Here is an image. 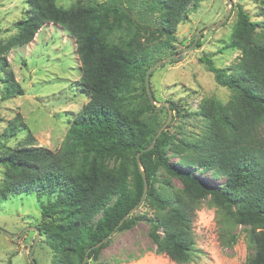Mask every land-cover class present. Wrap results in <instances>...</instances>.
<instances>
[{
	"label": "trees",
	"instance_id": "16d2710c",
	"mask_svg": "<svg viewBox=\"0 0 264 264\" xmlns=\"http://www.w3.org/2000/svg\"><path fill=\"white\" fill-rule=\"evenodd\" d=\"M25 1L28 8L24 19L15 24L17 33L0 44V100L24 94L10 70L7 53L31 42L49 22L63 26L75 40L80 87L88 97L66 133L62 151L22 147L0 154L4 167L0 204L10 196L45 199L36 228L52 253L51 264H82L86 251L110 234L140 201L144 184L136 156L154 140L153 148L140 154V161L148 185L142 205L152 211L149 238L155 253L178 264L191 261L195 252L193 219L200 201L210 197L213 207L226 210L234 225L249 227L246 260L256 263L254 232L264 227V137L260 132L264 124V21L258 28L239 9L226 48L238 50L240 55L226 68L216 67L209 55L199 58L215 83L231 91V97L227 103L203 99L198 111L200 132L175 140L166 130L156 137L158 127L153 119H142L121 106L120 95L134 67L145 81L149 53L135 40L110 42L115 32L138 28L121 0H117L121 5L77 2L68 10L57 8L54 0ZM199 3L152 0V9L159 14L158 27H146L148 36L156 41L153 47L170 49L188 7L195 12ZM145 98L149 107L146 94ZM18 130L14 127L8 135ZM167 152L178 162H169ZM111 160H124L125 164L110 167ZM160 170L179 179L182 190H166L164 183L156 190ZM202 172L209 175V182L195 174ZM220 179L224 180L221 185L212 183ZM137 221L131 215L116 232L130 229ZM221 236L226 246L236 243V234L223 232ZM108 241L89 252V264L96 262Z\"/></svg>",
	"mask_w": 264,
	"mask_h": 264
},
{
	"label": "rangeland",
	"instance_id": "374dc122",
	"mask_svg": "<svg viewBox=\"0 0 264 264\" xmlns=\"http://www.w3.org/2000/svg\"><path fill=\"white\" fill-rule=\"evenodd\" d=\"M87 1H114L120 4L117 0H54V3L57 8L68 10L77 2L85 4ZM121 3L128 7L138 28L115 32L109 40L113 44L119 43L121 39L135 40L146 48L149 53L144 65L148 70L159 60L173 54L180 55L202 30L222 20L229 8L226 0H200L195 12L189 6L185 19L177 26L175 43L170 49L160 51L153 47L156 41L148 36L150 31L146 29L158 27L159 14L152 9L155 7L152 6V0H121ZM27 8L25 0H0V44H5L17 33L15 24L24 19ZM239 9L247 13L258 28L261 27L264 0H232L231 13L226 22L205 31L182 59L172 60L152 72L149 86L155 102L168 103V107L153 108L150 102L148 107L145 81L137 67H134L120 95L123 109L140 115L142 119H153L158 130L168 121L171 111L170 120L164 129L169 135L181 140L198 134L202 124L198 111L203 99L227 103L231 97V91L215 83L213 75L199 62V58L204 54L209 55L216 67L226 68L240 55L238 50L226 48ZM6 59L24 94L6 101L0 100V154L10 148L22 147L62 151L68 129L88 102V97L80 87L81 72L75 40L63 26L49 22L36 32L31 42L12 48ZM2 94L3 83L0 81V98ZM176 110L180 113L176 114ZM14 127L19 130L9 136V130ZM260 132L264 137V124ZM167 158L173 164L178 162L170 152H167ZM124 164V160L110 161V167ZM3 173L4 167L0 166V184ZM195 174L200 180L210 181L205 172ZM157 176L158 181L154 184L156 190L163 188L162 183L166 185V190H182V182L163 170ZM223 182V179L212 181L218 185ZM44 201V197L37 199L31 195H21L10 196L0 204V229L12 236L22 234L14 238L0 232V264H31L29 252L35 232L29 228L39 223ZM212 204L211 198L207 197L198 205L192 223L195 252L187 264H248L249 227L234 225L226 210L213 207ZM132 215L138 218L136 224L128 230L117 231L109 238L94 264H178L154 251L148 222L152 211L141 205ZM98 217L93 219V223ZM223 232L226 236L236 234V243L224 245L226 240L221 236ZM254 235L258 260L251 264H259L264 260V227L257 229ZM43 242L44 236H39L33 253L34 260L37 264H51L52 253Z\"/></svg>",
	"mask_w": 264,
	"mask_h": 264
},
{
	"label": "water",
	"instance_id": "95a60500",
	"mask_svg": "<svg viewBox=\"0 0 264 264\" xmlns=\"http://www.w3.org/2000/svg\"><path fill=\"white\" fill-rule=\"evenodd\" d=\"M227 4L229 5V8L224 16V18L222 20H220L219 22L215 23L214 25L208 27V28H205L204 30H202L198 36L194 39V41L192 42L191 45H189L180 55H177V54H173V55H170L162 60H159L157 61L152 67L149 68V70L147 71L146 75H145V89H146V94L148 96V100L150 102V105L151 107L153 108H162V107H168V103H160V104H156L155 102V99L152 95V92L150 90V86H149V78H150V75L152 74V72L157 69L159 66L163 65V64H166L172 60H180L182 59V57L185 55L186 52H188L189 50H191L196 44H197V41L199 40L200 36L207 30H210V29H214V28H217L219 26H221L224 22H226L227 18L229 17L230 13H231V9H232V0H226ZM170 117H171V111H169V118H168V121L166 123H164L160 129L158 130V133L156 135V137H158L165 129L166 125L168 124L169 120H170ZM154 143H155V140L152 142V144L145 148L142 152H146V151H149L153 148L154 146ZM138 153L137 156H136V162H137V165L141 171V175H142V178H143V184H144V187H143V194H142V197L140 199V201L119 221L118 225L115 227V229L110 233L108 234L101 242L97 243L96 245H94L93 247L89 248L86 253H85V256H84V259H83V262L82 264H86L87 262V258H88V254L89 252L92 250V249H97L99 248L103 243H105L109 238H111L115 233H116V230L124 223V221H126L127 219H129L131 217V215L137 210L140 208V206L143 204V200L145 198V195H146V192H147V189H148V185H147V181H146V177H145V173L141 167V161H140V154L142 153ZM29 230H33L35 232V237H34V240L32 242V245H31V249H30V252H29V258H30V262L31 264H37L36 261L34 260V257H33V253H34V250L36 248V245H37V241H38V237L40 236V232L39 230L36 228V227H30ZM0 232H2L3 234H5L6 236L8 237H14V238H17L19 237L20 235L22 234H19V235H16V236H12L10 234H8L7 232H5L4 230H1L0 229Z\"/></svg>",
	"mask_w": 264,
	"mask_h": 264
}]
</instances>
